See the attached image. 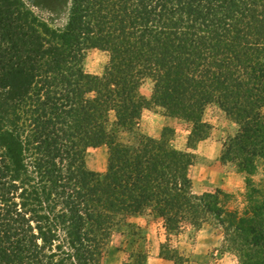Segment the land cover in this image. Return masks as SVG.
Listing matches in <instances>:
<instances>
[{"label": "trees", "instance_id": "16d2710c", "mask_svg": "<svg viewBox=\"0 0 264 264\" xmlns=\"http://www.w3.org/2000/svg\"><path fill=\"white\" fill-rule=\"evenodd\" d=\"M91 49L109 56L102 76L83 68ZM211 105L239 128L220 160L246 175L243 216L194 192L195 156L166 129L137 130L161 109L190 125L192 149ZM100 147L105 173L86 164ZM261 166L264 0H71L63 29L0 0V264H105L114 231L148 214L168 236L220 226L241 264H264V180L250 177Z\"/></svg>", "mask_w": 264, "mask_h": 264}, {"label": "rangeland", "instance_id": "374dc122", "mask_svg": "<svg viewBox=\"0 0 264 264\" xmlns=\"http://www.w3.org/2000/svg\"><path fill=\"white\" fill-rule=\"evenodd\" d=\"M41 21L53 29H63L69 19L71 0H22ZM109 62L107 53L91 49L83 62L84 70L94 76H102ZM140 93L150 99L153 82L143 83ZM204 121L211 129L208 136L194 147L188 148L191 127L188 123L165 116L161 109H146L138 132L160 139L167 130L171 145L195 156L191 169L194 192L219 193L223 207L228 212L243 216L247 211L246 175L233 164H225L220 158L225 142L238 133V126L217 106L206 109ZM123 142L130 141L128 135ZM108 148H90L86 154L87 168L92 172L105 173L108 168ZM257 184L264 180V166L250 176ZM114 231L104 251L105 264H139L137 255L146 256L144 264H241L239 258L225 247L223 229L215 224L204 225L200 230L184 227L180 232L168 236L163 224L152 215L138 216L127 221ZM135 233V235H134ZM166 247L167 251L164 250Z\"/></svg>", "mask_w": 264, "mask_h": 264}]
</instances>
